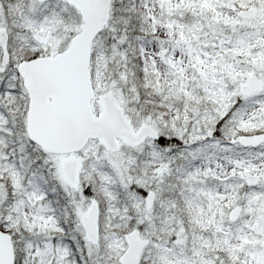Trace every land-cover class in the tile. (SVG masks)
<instances>
[{
    "label": "snow or ice",
    "instance_id": "obj_1",
    "mask_svg": "<svg viewBox=\"0 0 264 264\" xmlns=\"http://www.w3.org/2000/svg\"><path fill=\"white\" fill-rule=\"evenodd\" d=\"M0 264H264V0H0Z\"/></svg>",
    "mask_w": 264,
    "mask_h": 264
}]
</instances>
